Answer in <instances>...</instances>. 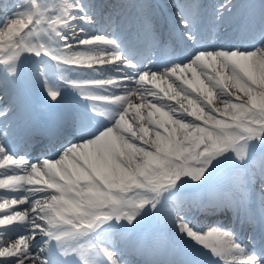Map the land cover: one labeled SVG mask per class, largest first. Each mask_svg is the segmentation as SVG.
Returning <instances> with one entry per match:
<instances>
[{"label":"snow or ice","instance_id":"snow-or-ice-1","mask_svg":"<svg viewBox=\"0 0 264 264\" xmlns=\"http://www.w3.org/2000/svg\"><path fill=\"white\" fill-rule=\"evenodd\" d=\"M112 7L0 0V264H264V0ZM32 86L52 155L15 151Z\"/></svg>","mask_w":264,"mask_h":264},{"label":"bare ground","instance_id":"bare-ground-1","mask_svg":"<svg viewBox=\"0 0 264 264\" xmlns=\"http://www.w3.org/2000/svg\"><path fill=\"white\" fill-rule=\"evenodd\" d=\"M105 1H106V0H97L98 3H103V4H104ZM110 1H112V3H114V4H115L116 6H118V7H119V5H121V4H136V1H135V0H121V1H119V0H110ZM119 8H120V7H119ZM125 8H127V12H126V13H128V12L130 11V8H131V7H125ZM113 27H114V25H113L111 28H109V29H113ZM229 27H230V28H229V33H228V34H230V33H232V32L236 33V38L234 39L233 43L237 44L238 46H243V47H250V46H251L252 41H249V42L243 43V41H242V39H241L242 36H241L240 33H238L239 30H240V26H239V25H233V26H229ZM223 29H224V28H223L222 26H216V27H215V31L212 30V32H211V41H214V43H218V42L229 43L228 41H226V39H224L225 36L222 37V38H220V40H218V37H220V35L222 34L221 32H222ZM38 95H39L40 97H42V98H45V96L43 95V93L41 92V90H40V93H38ZM133 99H134V101H135L136 103H139V102H140V101H139L138 99H136V98H133ZM215 106H217V107H221V108L223 107V105H222L219 101L215 102ZM24 110H25V108H24ZM24 110H22L21 112H19L18 115H17V118H18V117H19V118H22V120H21V125H22V123L24 122V117H23V112H24ZM23 140H24V141H23ZM54 140H56V138H55ZM22 141H23V142H22ZM36 142H38V139L34 138L33 141H32L31 143H32V144H35ZM29 144H30V143H26V140H25L24 137H20V138H18V142H17L16 148H15V151H16V152L24 153V154H26V155H28V156L30 157V155H29V151H30V146H29ZM47 144H49V150H48V153H47V154L50 155V154L52 153V151H51V147H50V142H49V140H48ZM36 148H37L38 151H39V147H38V145L36 146ZM39 153H41V152H39ZM0 191H2V190H0ZM36 249H37V248H33L32 251H33L34 253H36V252H35ZM40 255H43V253H40Z\"/></svg>","mask_w":264,"mask_h":264},{"label":"rangeland","instance_id":"rangeland-1","mask_svg":"<svg viewBox=\"0 0 264 264\" xmlns=\"http://www.w3.org/2000/svg\"><path fill=\"white\" fill-rule=\"evenodd\" d=\"M166 1H167V0H159V2H160L161 4H163V6L165 5ZM210 1H214V0H203L202 3H207V2H210ZM243 3H244V0L242 1V4H243ZM258 3H259V0H248V1H247V4H257V5H258Z\"/></svg>","mask_w":264,"mask_h":264}]
</instances>
